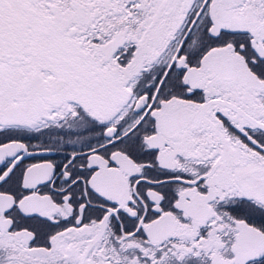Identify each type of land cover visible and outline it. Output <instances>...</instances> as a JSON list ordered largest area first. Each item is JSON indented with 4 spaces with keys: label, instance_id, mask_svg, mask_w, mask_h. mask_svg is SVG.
<instances>
[{
    "label": "snow or ice",
    "instance_id": "obj_1",
    "mask_svg": "<svg viewBox=\"0 0 264 264\" xmlns=\"http://www.w3.org/2000/svg\"><path fill=\"white\" fill-rule=\"evenodd\" d=\"M0 264H264V0H0Z\"/></svg>",
    "mask_w": 264,
    "mask_h": 264
}]
</instances>
